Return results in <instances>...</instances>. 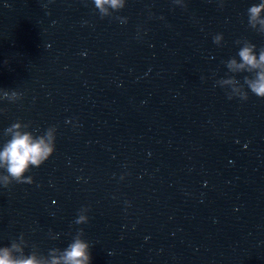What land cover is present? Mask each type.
<instances>
[{"label": "clouds", "instance_id": "9594fccd", "mask_svg": "<svg viewBox=\"0 0 264 264\" xmlns=\"http://www.w3.org/2000/svg\"><path fill=\"white\" fill-rule=\"evenodd\" d=\"M51 2V0H49ZM176 5L185 6L183 0H173ZM95 9L101 19L112 17L114 12H119L125 7L126 0H92ZM264 0L253 4L247 9L248 25L253 30L264 34ZM115 19L121 23H126V17L117 16ZM222 34L213 37V43L221 45ZM238 45H242L237 53L239 60L232 57L225 61L230 73H250L245 76L243 84L235 77L228 76L216 81L221 88L228 89L227 98L229 100L239 98L242 101L249 99L250 90L258 98L264 99V48L257 53L256 45L248 40H237ZM22 94L12 90L0 89V100L16 102L21 99ZM29 125L21 121L12 123L4 130V135L10 137L0 149V186L8 188L13 182L17 184H32V176L25 174L35 167L43 165L55 152V141L57 129L50 126L42 135H34L29 131ZM89 209L82 207L78 211L74 223L84 225L89 222L87 215ZM84 229L79 228L72 237L66 248H52L47 256L39 254L33 246L31 253L25 255L24 249L28 246L23 234L18 240H13L10 246L0 247V264H91V245L84 238Z\"/></svg>", "mask_w": 264, "mask_h": 264}]
</instances>
